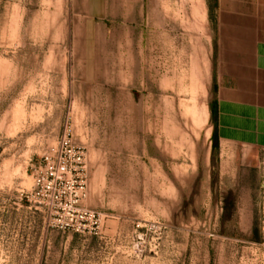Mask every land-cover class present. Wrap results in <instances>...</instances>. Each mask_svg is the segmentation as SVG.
<instances>
[{"label": "rangeland", "instance_id": "1", "mask_svg": "<svg viewBox=\"0 0 264 264\" xmlns=\"http://www.w3.org/2000/svg\"><path fill=\"white\" fill-rule=\"evenodd\" d=\"M217 0H0V264H264V149L213 150ZM66 130L98 235L25 198Z\"/></svg>", "mask_w": 264, "mask_h": 264}, {"label": "crops", "instance_id": "2", "mask_svg": "<svg viewBox=\"0 0 264 264\" xmlns=\"http://www.w3.org/2000/svg\"><path fill=\"white\" fill-rule=\"evenodd\" d=\"M213 18L218 141L264 149V0H217Z\"/></svg>", "mask_w": 264, "mask_h": 264}, {"label": "built area", "instance_id": "3", "mask_svg": "<svg viewBox=\"0 0 264 264\" xmlns=\"http://www.w3.org/2000/svg\"><path fill=\"white\" fill-rule=\"evenodd\" d=\"M85 168L81 147L72 143L64 130L53 151L31 169L32 188L25 198L43 208L49 223L63 232L98 235L100 214L83 206L87 191L82 172ZM264 244V181L262 183Z\"/></svg>", "mask_w": 264, "mask_h": 264}, {"label": "trees", "instance_id": "4", "mask_svg": "<svg viewBox=\"0 0 264 264\" xmlns=\"http://www.w3.org/2000/svg\"><path fill=\"white\" fill-rule=\"evenodd\" d=\"M211 118L213 120L214 130L212 133L213 150L218 147V135H217V104L213 101L210 106Z\"/></svg>", "mask_w": 264, "mask_h": 264}]
</instances>
